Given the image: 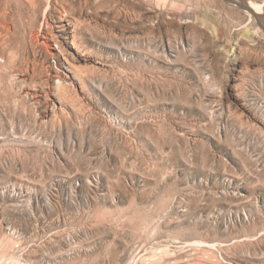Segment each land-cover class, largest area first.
Segmentation results:
<instances>
[{"label": "rangeland", "instance_id": "1", "mask_svg": "<svg viewBox=\"0 0 264 264\" xmlns=\"http://www.w3.org/2000/svg\"><path fill=\"white\" fill-rule=\"evenodd\" d=\"M263 40L224 0H0V264H264Z\"/></svg>", "mask_w": 264, "mask_h": 264}, {"label": "water", "instance_id": "2", "mask_svg": "<svg viewBox=\"0 0 264 264\" xmlns=\"http://www.w3.org/2000/svg\"><path fill=\"white\" fill-rule=\"evenodd\" d=\"M227 4L238 8L239 10L242 11H248L257 21L258 26L264 30V17L260 14L257 15L254 12L250 11L248 6H247V1L246 0H224Z\"/></svg>", "mask_w": 264, "mask_h": 264}, {"label": "bare ground", "instance_id": "3", "mask_svg": "<svg viewBox=\"0 0 264 264\" xmlns=\"http://www.w3.org/2000/svg\"><path fill=\"white\" fill-rule=\"evenodd\" d=\"M248 6V8H249V10L250 11H252V12H254L255 14H257V15H260V14H258L260 11H261V9H260V7L259 6H257V7H255V6H250V5H247ZM72 7V6H71ZM243 12H245V13H248V14H250L248 11H243ZM75 21V20H74ZM68 23V22H67ZM73 24V23H72ZM75 26V25H74ZM59 52V51H58Z\"/></svg>", "mask_w": 264, "mask_h": 264}, {"label": "built area", "instance_id": "4", "mask_svg": "<svg viewBox=\"0 0 264 264\" xmlns=\"http://www.w3.org/2000/svg\"><path fill=\"white\" fill-rule=\"evenodd\" d=\"M263 45H264V40H263Z\"/></svg>", "mask_w": 264, "mask_h": 264}]
</instances>
